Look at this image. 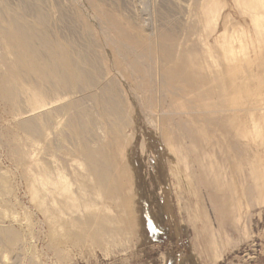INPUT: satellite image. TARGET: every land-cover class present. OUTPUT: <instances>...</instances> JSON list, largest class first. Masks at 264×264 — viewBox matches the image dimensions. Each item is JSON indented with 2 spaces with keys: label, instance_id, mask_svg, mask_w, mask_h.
I'll list each match as a JSON object with an SVG mask.
<instances>
[{
  "label": "rangeland",
  "instance_id": "obj_1",
  "mask_svg": "<svg viewBox=\"0 0 264 264\" xmlns=\"http://www.w3.org/2000/svg\"><path fill=\"white\" fill-rule=\"evenodd\" d=\"M242 42L264 72V0H0V264H264Z\"/></svg>",
  "mask_w": 264,
  "mask_h": 264
},
{
  "label": "bare ground",
  "instance_id": "obj_2",
  "mask_svg": "<svg viewBox=\"0 0 264 264\" xmlns=\"http://www.w3.org/2000/svg\"><path fill=\"white\" fill-rule=\"evenodd\" d=\"M205 2H209V0H205ZM257 7H258V4H257ZM205 13L206 12H203L201 15L200 13L197 12V13H194V16L201 17V20L203 22H205L208 15H209V13L207 15ZM214 25H215V23H214ZM203 27L207 28V26H203ZM216 27L217 26H214L212 31L203 30V36H204L205 40H207V38L209 36L215 34V31L217 30ZM221 39H222V37L220 35H216V41L215 42L218 43L219 40H221ZM204 46H205V51L207 53L211 51L210 45H208V43H205ZM247 54H248V51H247V48L244 47L243 42L238 44L237 47L229 45L228 48H224L220 54L222 61H223V66L225 69L224 71H226L229 74H232L233 76L239 74V77L242 81L241 95L244 98H248V96H252L251 95L252 89H251V87L245 86V83L241 77L242 72L247 73V75L250 77V79H252V78L258 79V78H262L264 76L263 71L260 72L259 74L256 73V71L253 69L252 62L250 61ZM236 61L239 63V65L237 67H235ZM217 62L219 64L218 56H214L211 53L209 56L205 57V64L203 65V72L200 75V79H204L203 81L200 82L201 85H206V81H207L206 77L208 78L209 76H212V74L214 72H219V70H218L219 68H217V67H219L217 65ZM231 63L233 65V67L230 66ZM209 81H210L209 82L210 87L213 88L214 86H212V85L215 84V82H214L215 80L210 77ZM215 88L216 87H214V89ZM231 101H232V103H230V106H232V104L234 103L233 100H231ZM230 106L228 108L229 110H227V111H230V112L236 111V110L230 108Z\"/></svg>",
  "mask_w": 264,
  "mask_h": 264
}]
</instances>
